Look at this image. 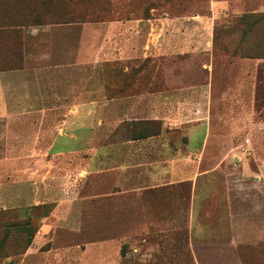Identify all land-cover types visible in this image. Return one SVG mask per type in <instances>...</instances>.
<instances>
[{
  "label": "rangeland",
  "instance_id": "obj_1",
  "mask_svg": "<svg viewBox=\"0 0 264 264\" xmlns=\"http://www.w3.org/2000/svg\"><path fill=\"white\" fill-rule=\"evenodd\" d=\"M209 1L113 0L100 17L142 19L126 28L128 38L136 33L140 57H64L52 84L49 74H37L49 83L45 91L55 86V100L15 106L26 118L0 123V264H102L85 257L87 246L101 242L121 248L116 264H264V58L244 56L241 27H233L235 18L263 14L264 0H229L231 9L216 17ZM41 2L0 0V23L20 25L0 30L1 51L4 41L18 44L29 25L24 7ZM98 23L61 33L87 36L96 46L104 36L123 34L117 24ZM155 36L158 44L151 45ZM0 68H22L17 53ZM102 96L121 102L76 104ZM167 102L170 120L148 116ZM199 109L203 115L195 118ZM87 129L94 147H134L144 168L170 160L172 184L144 191L135 204L124 196L82 202L73 214V180L64 177L73 154L42 150L73 149ZM94 157L111 168L126 154Z\"/></svg>",
  "mask_w": 264,
  "mask_h": 264
},
{
  "label": "crops",
  "instance_id": "obj_2",
  "mask_svg": "<svg viewBox=\"0 0 264 264\" xmlns=\"http://www.w3.org/2000/svg\"><path fill=\"white\" fill-rule=\"evenodd\" d=\"M209 9L211 11V16L216 17L224 10L229 11L231 9V4L229 0H210ZM156 20L157 19L149 18L146 21L151 22ZM162 20L166 19L164 18L161 19V21ZM141 21L143 20L128 18L120 21L116 20L98 23L102 25L106 24L108 29L116 24L124 29L120 30L123 34L119 36L109 35L102 37L97 41V46L94 45V43L90 44L89 42L91 41H88L87 36L73 37V35L61 33L62 29L73 27V25L78 24L22 26L23 33L18 44L10 45V42L4 41L2 46L1 43L3 50H0V58H3V61L0 64L5 66L10 65L15 52L17 53L19 61L22 63V68L15 70L0 68V123L22 121L26 118V115H23L25 113L20 114L13 111V107L15 106L23 104L32 105L35 103L44 105L47 100H55V86L50 90H53V93H48L49 91L45 90L48 89L47 84L49 83L45 81L47 85V87H45L44 82L41 84L38 80L37 74L45 75V77L49 74L51 77H48L46 80L55 82L56 80L53 75H58L61 72V68L65 66L60 62V59L64 57L75 56L77 58H84L89 57L90 54L97 59L115 56L120 58L140 57L142 55V50L140 45L136 44V33L128 38L126 35V28L130 27L131 24L135 27V25L139 24ZM206 24L205 28L207 31H210L211 27H209V21H206ZM81 25H89V23ZM19 27L17 23L8 19L0 23V30H15ZM114 38L117 40H114ZM203 38L208 40V35H205ZM149 43L151 45L158 44L157 36L151 37ZM151 45H149V55H151L153 51ZM210 49L211 44L209 45V43H207L205 51L208 52ZM51 95L53 97H51ZM120 102L121 99L102 96L99 100H91L83 103L79 102L76 104L88 106L100 103L101 105L116 106ZM170 107H173V105L168 102L164 104L163 108H160L156 103V107L149 111L148 116L154 120H170L174 111V109L171 110ZM111 112H114V109L103 112V114L107 115V113L110 114ZM202 115V109H199L198 114L192 116L199 118ZM182 116L183 115L178 112V117ZM5 129L7 131L11 130V126L6 125ZM6 138L8 140L9 137ZM91 138L92 134L87 129L85 130L84 138H82L79 145L73 147V149H59L57 146L51 145L42 150L44 154L51 155L73 154V165H69V171L66 170L64 176L67 181L73 180V199H71V201H73V214H75L74 210L79 208L82 202L89 203L92 202V200L101 201L108 196H124L128 197V199L132 200L135 204V202L141 198L144 191L151 190L150 192H157V190L172 184L174 173L171 168L172 162L170 160L167 159V161L162 164L155 162L149 165V167L144 168L143 165L137 163L136 156L138 151L134 147L131 146V148L129 146L124 149L104 145L94 147L89 144ZM39 152H41V150H39ZM111 153H125V161L117 167L105 168L101 165L102 163H98L94 157V155L105 156ZM38 176H40V174ZM69 183H71V181ZM69 215L73 218L71 213H69ZM120 250L121 248L115 243L101 242L87 246L85 257L94 260L99 259L102 261V264H116L117 258L120 255Z\"/></svg>",
  "mask_w": 264,
  "mask_h": 264
},
{
  "label": "trees",
  "instance_id": "obj_3",
  "mask_svg": "<svg viewBox=\"0 0 264 264\" xmlns=\"http://www.w3.org/2000/svg\"><path fill=\"white\" fill-rule=\"evenodd\" d=\"M92 2L88 0H42L41 7L26 6L24 10L28 13V17L31 18L28 26L80 24L110 20L100 17V13L112 10L114 7L113 0H102V3L98 6ZM78 5L80 6L79 9H77ZM57 8H60L62 13H57ZM233 21V27L235 25L236 27H241V41L243 44H247L246 49L244 47L243 55L264 58V33L262 32L263 27H261L264 23V13L245 14L240 18H235ZM249 21L251 22L249 23ZM257 34H260L261 37L256 38L254 35ZM159 131L160 129L147 132L139 137L154 136ZM27 226L28 223L26 222L21 228L25 229ZM29 243L28 241L27 246H29Z\"/></svg>",
  "mask_w": 264,
  "mask_h": 264
}]
</instances>
